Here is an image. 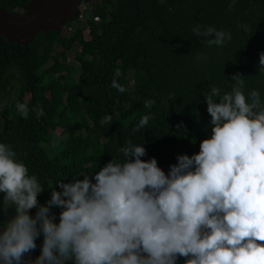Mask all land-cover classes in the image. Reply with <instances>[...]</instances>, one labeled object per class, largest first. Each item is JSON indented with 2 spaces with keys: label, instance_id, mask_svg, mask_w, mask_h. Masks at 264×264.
<instances>
[{
  "label": "trees",
  "instance_id": "trees-1",
  "mask_svg": "<svg viewBox=\"0 0 264 264\" xmlns=\"http://www.w3.org/2000/svg\"><path fill=\"white\" fill-rule=\"evenodd\" d=\"M30 2L0 0V8L23 12ZM81 4L89 9L60 33H40L26 46L0 35V142L11 146L44 187L38 204L50 199V189L59 191L57 181L70 182L77 173L120 159L126 143H143L141 159L154 157L167 173L177 154L198 152L199 142L210 135L204 95L212 86L229 91L235 73L244 80L245 94L255 89L264 102V71L258 64L264 52V0ZM207 27L231 39L209 46L205 42L215 40L214 32L196 34ZM113 80L122 92L112 87ZM146 101L151 103L145 106ZM17 103L26 105V118ZM36 110L43 115L37 118ZM105 115L111 119L101 124ZM145 115L148 122L133 132ZM59 211L50 208L54 222ZM13 214L12 208L0 210V223ZM34 243L22 264L39 255L42 235ZM184 259L178 257L176 264Z\"/></svg>",
  "mask_w": 264,
  "mask_h": 264
},
{
  "label": "clouds",
  "instance_id": "clouds-1",
  "mask_svg": "<svg viewBox=\"0 0 264 264\" xmlns=\"http://www.w3.org/2000/svg\"><path fill=\"white\" fill-rule=\"evenodd\" d=\"M213 32L209 46L231 39L213 27L196 34ZM258 64L264 71V52ZM232 79L229 91L212 86L204 95L210 135L198 152L177 154L167 173L154 157L141 159L143 143H126L120 159L57 181L59 191L38 204L44 187L0 142V210L14 209L0 223V264H22L41 235L39 255L25 264H176L178 257L183 264H264V102L255 89L245 94L240 73ZM112 87L124 90L115 80ZM15 107L27 117L24 103ZM148 119L141 116L132 131ZM52 207L60 209L58 222Z\"/></svg>",
  "mask_w": 264,
  "mask_h": 264
},
{
  "label": "water",
  "instance_id": "water-1",
  "mask_svg": "<svg viewBox=\"0 0 264 264\" xmlns=\"http://www.w3.org/2000/svg\"><path fill=\"white\" fill-rule=\"evenodd\" d=\"M82 0H31L23 12L0 8V35L9 43L28 45L38 34L62 32L79 14Z\"/></svg>",
  "mask_w": 264,
  "mask_h": 264
},
{
  "label": "built area",
  "instance_id": "built-area-1",
  "mask_svg": "<svg viewBox=\"0 0 264 264\" xmlns=\"http://www.w3.org/2000/svg\"><path fill=\"white\" fill-rule=\"evenodd\" d=\"M81 10H80V14H81V16H83L82 15V13H84L85 14V12L89 9V4H81Z\"/></svg>",
  "mask_w": 264,
  "mask_h": 264
},
{
  "label": "rangeland",
  "instance_id": "rangeland-1",
  "mask_svg": "<svg viewBox=\"0 0 264 264\" xmlns=\"http://www.w3.org/2000/svg\"><path fill=\"white\" fill-rule=\"evenodd\" d=\"M95 1H97V0H93V2H95ZM64 31L66 34L68 33L67 30L64 29ZM72 59H73V55L70 56V61H72Z\"/></svg>",
  "mask_w": 264,
  "mask_h": 264
}]
</instances>
